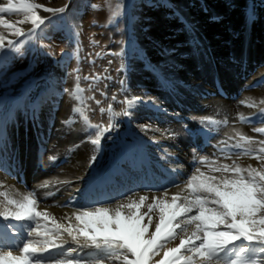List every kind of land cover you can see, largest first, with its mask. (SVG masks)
<instances>
[{
    "label": "bare ground",
    "instance_id": "6f19581e",
    "mask_svg": "<svg viewBox=\"0 0 264 264\" xmlns=\"http://www.w3.org/2000/svg\"><path fill=\"white\" fill-rule=\"evenodd\" d=\"M204 3L200 10L190 12L180 8V0H156L153 11L141 2L129 6L127 24L132 35L120 47L128 60L126 92L129 99L142 97L146 103L136 106L130 117L119 119L98 150L91 144L93 150L87 156L82 153L71 159L70 140L74 148L77 142L88 139L84 125L72 113L74 106L81 105L71 95L75 85L65 83L68 61L57 62L54 80L35 83L29 88L32 93H22L33 97L31 107H23L13 117L6 115L10 101L15 100L5 98L0 107V191L20 198L35 190L38 207L66 223L65 214L88 203L114 207L129 195L138 199L147 194L151 198L165 190L170 198L185 187L195 167L207 171L198 164L201 157L231 163L222 152L226 148L228 154L238 151L231 147L238 140L237 131L256 140L264 139V135L253 131L264 127L259 109L240 103L248 98L257 102L264 98V84L260 83L264 78V20L261 18L253 27L254 36L236 35L234 30L240 25H226L232 13L228 9H220V13L213 0ZM199 15L206 23H198V29L221 27L218 36L203 34L207 38L200 40L181 34L182 26L175 29L166 18L180 16L185 25L193 27ZM145 21H151L147 32L134 33L133 28L140 29L139 24ZM0 32L16 38L2 27ZM240 115L251 122L241 123ZM69 117L73 122L66 124ZM225 119L226 125L209 122ZM141 125L150 127L144 131ZM128 143L136 149L135 157L125 155ZM33 144L42 145L44 150L48 147L52 155L38 160ZM238 163L257 166L249 157H241ZM45 181L50 187L41 188ZM13 239L22 244L26 232H16Z\"/></svg>",
    "mask_w": 264,
    "mask_h": 264
},
{
    "label": "snow or ice",
    "instance_id": "6c2138e0",
    "mask_svg": "<svg viewBox=\"0 0 264 264\" xmlns=\"http://www.w3.org/2000/svg\"><path fill=\"white\" fill-rule=\"evenodd\" d=\"M121 8L116 5L112 15H119ZM66 9L67 5L54 8L36 0H6L0 3V14H19L23 19L14 23L0 15V27L16 38L35 37L37 30ZM40 10L51 16H42ZM26 23L31 25L27 32L18 26ZM23 43L0 32V51L19 52ZM79 79L77 76L71 95L81 106H74L72 113L84 125L88 142L98 150L102 139L116 127L113 118L130 117L136 106L146 102L142 97H125L119 112L109 103L107 108H99L101 114H108V123H93ZM260 83L264 84V78ZM111 100L117 97L113 95ZM240 103L258 108L264 124V107H260L264 98ZM239 120L251 122L243 115ZM72 122V117L65 121ZM209 122L228 123L227 119ZM149 127L141 125L144 131ZM253 131L264 135V127ZM235 134L238 140L231 147L238 151L224 156L231 163L201 157L198 164L207 171L195 167L185 187L170 198L165 190L151 198L129 195L114 207L88 203L65 214L64 223L38 207L35 190L20 198L0 191V264H264V139L240 131ZM241 157L254 159L257 166H242L238 163ZM40 187L50 184L45 181ZM21 230L26 232L22 244L13 239Z\"/></svg>",
    "mask_w": 264,
    "mask_h": 264
},
{
    "label": "rangeland",
    "instance_id": "374dc122",
    "mask_svg": "<svg viewBox=\"0 0 264 264\" xmlns=\"http://www.w3.org/2000/svg\"><path fill=\"white\" fill-rule=\"evenodd\" d=\"M155 1L156 0H36L38 3L54 8L57 7L58 4H60V7L67 5V9L65 13L52 17L51 22L46 23L41 29L37 30L35 37L25 36L23 38H14L24 41L19 52L1 51L0 107L5 98L9 101L11 98H14L15 101H10L11 104L6 113V115L12 114V117L16 115L19 110H22L23 107H31L33 97L28 96V94L23 95L22 93H32L29 88L35 83L43 84L49 83V80H54L56 77V64L64 60L68 61L65 83L67 82L75 85L76 77L78 76L80 78L79 83L81 87L85 89V92L82 94L83 102L84 105H86V111L91 121L93 123L103 122L106 125L108 123V114H101L99 108H107V105L112 103L114 105V111H122L124 107L122 101L125 97L128 98L126 92L127 84L125 83V67L128 60L120 49V47L126 43L127 38L132 35L129 29L130 27L127 24L129 15L126 14V10H130V7L133 6L132 4L135 2L145 3L146 7L152 10ZM210 1L211 0H180L181 4L179 6L182 10L189 12L195 8L196 11H198L205 5L204 2ZM213 1L220 13H222L220 9H223L224 12L228 9L229 12L232 13V16L228 18L231 20L226 22V25L228 27L240 25L235 28V30L238 29L237 32L234 30L236 35L240 32L244 37L254 36L253 27H257L258 22H261V18L264 20V0H226L225 3H220L219 0ZM0 2L6 3V0H0ZM74 3H77L76 6H74ZM118 4L122 5V8L118 10L120 14L113 16V10ZM226 4L228 5L225 7ZM243 11L244 14H242ZM40 14L44 17L51 16L50 13H44L42 10H40ZM4 16L5 19H10L14 23L23 19L22 15L19 14L5 13ZM166 18L173 24L175 29L182 26V28H180L181 34L184 32L187 35L196 36L199 39L200 37L207 38L203 34H213L216 36L218 33L217 29L223 30L221 27L208 30L209 27L206 26L198 29V23L203 26V23H206L202 22L201 16L197 24L193 27L185 25L180 16L176 18L167 16ZM109 19H111V23H109ZM220 20V23L223 22L222 18ZM150 22L151 21H145L139 24L140 29L133 28V32L140 33L142 30L146 33ZM26 24L18 26L23 27L27 32L31 28V25L25 27ZM240 27H242V29H240ZM69 30L70 32H68ZM5 31L8 30L5 29ZM95 76H99L100 79H93ZM85 77H88V79H85ZM41 87L42 86H39L38 88ZM35 92L36 90L33 92L34 95L36 94ZM113 95L117 97L116 101L111 100ZM96 100H100L101 103L97 105L95 103ZM24 111L31 112V110L27 109H24ZM123 117L124 116L114 117V123L116 124L117 121ZM3 127H5V124L2 128ZM110 133H113V130L110 131L109 134ZM71 135L73 138V130H71ZM33 147L34 156L38 160L42 158L47 159L52 155L48 147L45 150L42 145L33 144ZM69 149L72 153V159L73 155L77 158L78 155L82 153L87 156L89 150H93V147L88 141H79L76 143V147L73 148L70 140ZM24 150H28V147L25 146ZM218 150L221 152L222 149L220 148ZM229 152L230 151L226 148L222 153ZM135 153L136 149L131 146V143H128L125 155L135 157ZM42 154L43 156H41ZM64 157L65 153H62L61 162L63 164L66 161ZM209 159L211 158L209 157Z\"/></svg>",
    "mask_w": 264,
    "mask_h": 264
}]
</instances>
